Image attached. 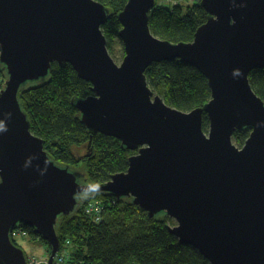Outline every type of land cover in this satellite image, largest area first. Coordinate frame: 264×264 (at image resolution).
<instances>
[{"label":"water","instance_id":"95a60500","mask_svg":"<svg viewBox=\"0 0 264 264\" xmlns=\"http://www.w3.org/2000/svg\"><path fill=\"white\" fill-rule=\"evenodd\" d=\"M157 0H129L118 19L124 58L109 53L103 27L110 10L95 0H0V264H27L12 232L32 228L61 250L57 226L79 198L131 200L150 219L166 215L169 232L210 264H264V101L249 76L264 70V0H201L207 22L189 43L156 37ZM179 60L208 80L211 100L179 111L150 88L153 64ZM54 64L71 65L93 95L75 103L93 135L135 153L126 172L103 185L57 164L34 135L19 95L46 81ZM209 120L208 132L203 117ZM251 134L242 149L238 131ZM91 144V143H90Z\"/></svg>","mask_w":264,"mask_h":264},{"label":"trees","instance_id":"16d2710c","mask_svg":"<svg viewBox=\"0 0 264 264\" xmlns=\"http://www.w3.org/2000/svg\"><path fill=\"white\" fill-rule=\"evenodd\" d=\"M95 1L111 13L102 29L114 59L116 54L124 53L119 40L123 27L118 16L129 0ZM183 2L171 7L158 6L157 0L149 20L151 32L156 37L172 43L194 40L198 28L207 22L208 14L201 0ZM2 67L0 63V82L7 80ZM145 75L154 93L179 111L191 112L211 100L207 78L179 60L153 64ZM249 80L254 92L264 101V70L253 71ZM91 95L92 85L79 79L71 65L54 64L46 81L25 88L19 98L32 133L44 141L45 150L52 159L59 165L78 168L86 183L103 185L113 175L126 172L129 158L135 153L124 150L115 138L93 135L81 124L75 103ZM203 121L204 130L208 132L209 120L205 114ZM250 134V130L238 131L233 140L242 147ZM82 147L87 152L78 159L75 149ZM79 202L76 213L61 217L57 226L61 242L59 255L65 259L63 264H210L196 249L181 245L169 232L173 220L166 215L150 219L131 200L120 201L109 194L83 195ZM91 202L102 203L105 207L99 223L86 213V206ZM20 228L28 232L34 243L39 241L51 253V247L32 228L25 225ZM14 243L17 245L16 241ZM64 247L69 248L67 256L62 253ZM26 256L30 258L27 253Z\"/></svg>","mask_w":264,"mask_h":264},{"label":"rangeland","instance_id":"374dc122","mask_svg":"<svg viewBox=\"0 0 264 264\" xmlns=\"http://www.w3.org/2000/svg\"><path fill=\"white\" fill-rule=\"evenodd\" d=\"M161 1V0H159ZM183 1H189V0H179L178 3H172L170 4V6L174 7V5L176 4H181V3H184ZM124 55L125 53L121 52L120 54H116L115 55V62L120 65L121 62L123 61V58H124ZM7 76V75H6ZM5 83H6V78L5 80L2 82H0V90H2L5 86ZM233 144L238 147L239 149H242L243 146H238V144L235 143V140H233ZM87 152V149L85 147H82V148H79V149H75V153H76V156L77 158H82L83 156H85ZM75 171H78L79 169L78 168H74ZM91 195V194H90ZM175 223L173 222V224L171 226H174ZM28 239H24V238H19L16 240V243L17 245L22 248L29 256H31V259H34L35 261L36 260H39V261H42V262H47L48 264V260H49V257H50V252L48 251L47 247L45 245H43L42 243H40L39 241H36V244H34V241L33 240H30V242H33L32 244L33 245H28ZM62 253L64 255L67 256V254H69V248L67 247H64Z\"/></svg>","mask_w":264,"mask_h":264},{"label":"built area","instance_id":"2783aa9c","mask_svg":"<svg viewBox=\"0 0 264 264\" xmlns=\"http://www.w3.org/2000/svg\"><path fill=\"white\" fill-rule=\"evenodd\" d=\"M194 1V0H192ZM178 0H161L160 3L158 4V6H165V5H170L172 3H178ZM178 5V4H176ZM174 5V6H176ZM105 211V207L102 203H98V202H91L86 206V213L88 214V216L96 223H99L102 221L103 219V213ZM12 239L13 240H17L19 239L20 236H22L24 239H29L30 236L28 234V232H25L23 229H21L20 227H18L16 230H14L11 234ZM18 236V237H17ZM56 262L58 264H63L65 263V259L63 258V255H58L56 257ZM27 264H47V262H42L39 260H34L31 259V257L28 259V263Z\"/></svg>","mask_w":264,"mask_h":264},{"label":"crops","instance_id":"0c3cea01","mask_svg":"<svg viewBox=\"0 0 264 264\" xmlns=\"http://www.w3.org/2000/svg\"><path fill=\"white\" fill-rule=\"evenodd\" d=\"M27 243H28V245H33V244H32L33 242H30V240H28ZM34 244H36V242H35ZM32 255H33V254H32ZM32 255H30V256H32Z\"/></svg>","mask_w":264,"mask_h":264},{"label":"clouds","instance_id":"9594fccd","mask_svg":"<svg viewBox=\"0 0 264 264\" xmlns=\"http://www.w3.org/2000/svg\"><path fill=\"white\" fill-rule=\"evenodd\" d=\"M159 1V0H158ZM159 3H160V1H159ZM28 240H31L30 238L28 239ZM14 241H16V240H14ZM25 252V251H24ZM26 253V252H25ZM60 253V252H59ZM59 255V254H58ZM57 255V256H58ZM31 257V256H30ZM29 259V258H28ZM55 263H56V259H55Z\"/></svg>","mask_w":264,"mask_h":264},{"label":"bare ground","instance_id":"6f19581e","mask_svg":"<svg viewBox=\"0 0 264 264\" xmlns=\"http://www.w3.org/2000/svg\"><path fill=\"white\" fill-rule=\"evenodd\" d=\"M18 237V236H17ZM19 238H23L22 236H20Z\"/></svg>","mask_w":264,"mask_h":264}]
</instances>
